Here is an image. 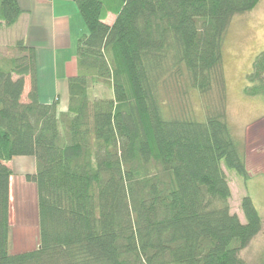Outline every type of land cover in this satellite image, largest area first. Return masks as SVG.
<instances>
[{
    "label": "trees",
    "instance_id": "16d2710c",
    "mask_svg": "<svg viewBox=\"0 0 264 264\" xmlns=\"http://www.w3.org/2000/svg\"><path fill=\"white\" fill-rule=\"evenodd\" d=\"M76 2L86 32L66 111L40 101L33 48L19 41L0 56V264H264L241 254L263 220L250 195L244 220L231 206L226 169L244 182L250 173L223 73L234 18L260 0ZM22 14L18 0H0V27ZM247 78L246 94L264 95V50ZM98 85L112 96L93 97ZM189 89L199 112L187 107ZM21 156L36 161L26 179L39 243L13 253L8 164Z\"/></svg>",
    "mask_w": 264,
    "mask_h": 264
},
{
    "label": "rangeland",
    "instance_id": "374dc122",
    "mask_svg": "<svg viewBox=\"0 0 264 264\" xmlns=\"http://www.w3.org/2000/svg\"><path fill=\"white\" fill-rule=\"evenodd\" d=\"M108 21H113L112 15ZM19 50L15 48L9 50L4 60H8ZM263 50L264 0H260L252 11L234 18L223 47V73L226 81L229 123L235 128H240V138L245 143L246 153L251 150V138H254L253 134L257 132L255 131L256 123L253 121L257 117L259 118L260 114H264V95L249 96L245 89L251 85L247 77L253 69L255 57ZM91 94L95 98L110 97L112 91L106 86L98 85L91 89ZM188 95L190 103L187 102V107L190 111L193 113L201 111L202 100L198 93L194 89H189ZM58 103L61 104L59 101ZM253 157L250 155L248 162L251 170L259 165L257 156ZM9 167L13 171L10 198L11 251L18 253L35 249L39 243L37 194L36 188L27 181L24 174L26 170L32 168L31 163L25 161L24 164L14 163ZM226 171L233 190L232 209L239 212L244 220V215L240 209V198L246 191L248 181L244 182L243 178L234 170L226 169ZM261 186L264 188L263 183ZM255 203L262 213L261 215L264 216L263 206L260 205L262 202L257 200ZM262 220V231L241 253L243 258L250 262H254L264 255V217Z\"/></svg>",
    "mask_w": 264,
    "mask_h": 264
},
{
    "label": "crops",
    "instance_id": "0c3cea01",
    "mask_svg": "<svg viewBox=\"0 0 264 264\" xmlns=\"http://www.w3.org/2000/svg\"><path fill=\"white\" fill-rule=\"evenodd\" d=\"M18 1L23 10L19 20L12 26L0 27V56L8 55L9 50L19 41L33 48L36 56L39 99L43 103L58 100L61 102L58 103L59 110L64 112L69 105L68 80L77 72V40L86 32V25L77 2L76 0ZM31 87V77L28 75L25 77L24 101L28 99ZM254 120L257 132L253 134L254 138H251V150L246 153L250 177L246 191L242 193L240 199L244 195H250L254 202L261 201L260 205L264 209V188L261 186L262 183L264 184V114H260L259 118ZM237 134L241 135L240 128H237ZM249 153L251 157L257 156L259 163L253 170L248 163ZM25 161L31 163L32 168L26 170L24 174L34 173L36 170L34 157H15L8 165L24 164ZM33 186L35 187L34 184Z\"/></svg>",
    "mask_w": 264,
    "mask_h": 264
}]
</instances>
